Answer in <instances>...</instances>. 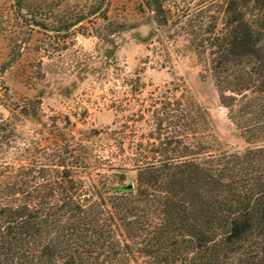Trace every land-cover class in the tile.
Segmentation results:
<instances>
[{"label": "trees", "instance_id": "obj_1", "mask_svg": "<svg viewBox=\"0 0 264 264\" xmlns=\"http://www.w3.org/2000/svg\"><path fill=\"white\" fill-rule=\"evenodd\" d=\"M167 1L145 0L160 26L189 16ZM197 13L192 41L247 145L224 144L186 89L175 136L153 149L163 158L98 177L80 174L89 162L67 145L24 152L2 119L0 264H264V0H207ZM12 148L28 160L9 161Z\"/></svg>", "mask_w": 264, "mask_h": 264}, {"label": "rangeland", "instance_id": "obj_2", "mask_svg": "<svg viewBox=\"0 0 264 264\" xmlns=\"http://www.w3.org/2000/svg\"><path fill=\"white\" fill-rule=\"evenodd\" d=\"M205 2L168 0L189 16L173 11V24L160 26L145 0H0V121L16 129L24 152L67 145L89 162L80 174L98 177L162 159L153 149L175 136L186 89L224 144L246 146L192 41ZM15 149L7 159L26 162L29 152Z\"/></svg>", "mask_w": 264, "mask_h": 264}, {"label": "water", "instance_id": "obj_3", "mask_svg": "<svg viewBox=\"0 0 264 264\" xmlns=\"http://www.w3.org/2000/svg\"><path fill=\"white\" fill-rule=\"evenodd\" d=\"M129 188H132L133 187V184L131 183L129 186H128ZM89 198V196L87 195V196H85V199H88Z\"/></svg>", "mask_w": 264, "mask_h": 264}]
</instances>
